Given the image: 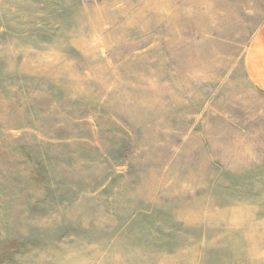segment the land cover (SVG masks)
<instances>
[{"label": "rangeland", "instance_id": "obj_1", "mask_svg": "<svg viewBox=\"0 0 264 264\" xmlns=\"http://www.w3.org/2000/svg\"><path fill=\"white\" fill-rule=\"evenodd\" d=\"M264 0H0V264H264Z\"/></svg>", "mask_w": 264, "mask_h": 264}, {"label": "crops", "instance_id": "obj_2", "mask_svg": "<svg viewBox=\"0 0 264 264\" xmlns=\"http://www.w3.org/2000/svg\"><path fill=\"white\" fill-rule=\"evenodd\" d=\"M244 68L252 86L264 98V24L257 29L248 44Z\"/></svg>", "mask_w": 264, "mask_h": 264}]
</instances>
